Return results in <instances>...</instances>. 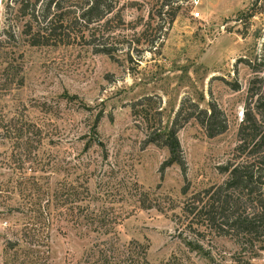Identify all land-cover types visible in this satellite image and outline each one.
<instances>
[{"label": "rangeland", "instance_id": "374dc122", "mask_svg": "<svg viewBox=\"0 0 264 264\" xmlns=\"http://www.w3.org/2000/svg\"><path fill=\"white\" fill-rule=\"evenodd\" d=\"M34 1L0 0V264H99L92 245L129 241L152 264H264L263 243L196 212L235 156L248 88L264 93V0H105L87 27L85 0H53L48 36ZM208 103L226 125L213 137L183 123ZM180 105L184 167L160 170L151 132Z\"/></svg>", "mask_w": 264, "mask_h": 264}, {"label": "trees", "instance_id": "16d2710c", "mask_svg": "<svg viewBox=\"0 0 264 264\" xmlns=\"http://www.w3.org/2000/svg\"><path fill=\"white\" fill-rule=\"evenodd\" d=\"M52 1L47 0L40 11L41 21L45 23L40 30L46 35L51 32V25L57 20L49 11ZM83 5L73 20L80 21L85 27L103 19L111 11L105 0H85ZM54 7L57 9L55 4ZM30 16L33 20L36 19L33 12ZM246 99L242 118L236 129V144L233 148L235 156L219 168L224 175L221 184L204 190L205 201L196 210L197 214H202L208 228L219 236L232 238L240 248L245 245L252 246L258 241L264 244V93H252L251 88H248ZM191 107L193 110L186 114L183 123L193 117L208 137L225 131V121L219 119L220 112L214 105L208 103L206 109H197L194 104ZM182 110L180 105L164 130L156 128L151 132L149 143L159 145L167 151V158L161 164L160 170L170 165H176L183 170V160L176 138L180 128L177 118ZM185 191L186 187L182 188V195ZM191 201L194 203L195 199L192 198ZM200 201L201 199L198 202ZM184 209H190L188 213L193 214L197 208L189 203L185 204ZM100 245L94 244L89 250L91 257L96 253L99 264H152L145 257L147 245L135 241L121 246L113 242ZM87 258L88 256L86 260ZM162 264L179 263L174 256H170Z\"/></svg>", "mask_w": 264, "mask_h": 264}, {"label": "built area", "instance_id": "2783aa9c", "mask_svg": "<svg viewBox=\"0 0 264 264\" xmlns=\"http://www.w3.org/2000/svg\"><path fill=\"white\" fill-rule=\"evenodd\" d=\"M190 4L195 7L198 4V0H190ZM193 17H198L197 12L193 13Z\"/></svg>", "mask_w": 264, "mask_h": 264}]
</instances>
